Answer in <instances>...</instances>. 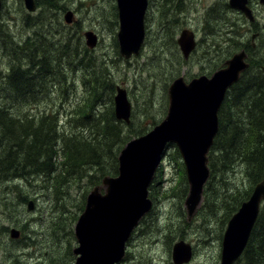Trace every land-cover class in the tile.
<instances>
[{"label":"rangeland","instance_id":"1","mask_svg":"<svg viewBox=\"0 0 264 264\" xmlns=\"http://www.w3.org/2000/svg\"><path fill=\"white\" fill-rule=\"evenodd\" d=\"M228 1L182 0L178 10L173 8L168 11L165 33L160 26V7L157 0H148L143 45L137 55H132L128 59L120 56L119 51L117 54L114 49L113 37H116L118 23L110 25L113 19L110 8L111 4H115V0H61L66 8L56 9L54 18L47 17L46 6L41 5L34 12H28L22 0H2L0 32L4 30L11 40L16 42L32 39L35 35L40 36L38 31L41 28L35 26L36 20L40 18L44 20L43 27L48 30L47 36H50L51 40L53 37L52 46L47 51V54H51L55 53L58 38L70 39V49L74 48L75 42L81 53V47L86 46L83 32L93 31L98 37V42L94 48L86 46L90 50L88 54L95 59L96 72L101 73L102 70L109 72L112 91L107 84L105 86L107 90H102V98L99 96L95 101L96 106L91 110L90 117L100 111L103 112L104 109L109 110L116 86H120L126 90L130 102L129 122L132 120L134 127L138 130L145 129V133L153 127L154 121L158 123L164 117L167 109V92L164 91L163 82L167 76H174L179 69L178 75L182 74L189 80L193 76L206 74L209 71L208 67L213 65L218 55L228 58L241 48H248L246 51H249V56L264 66V4L258 0L248 1L254 16V20L250 21L242 12L231 8ZM213 2L215 7H220V13L223 11V5H228V8L223 11L225 22L220 24V19H214L211 24L215 29L210 33L205 27L204 15ZM66 10H72L74 14V21L70 24L63 20ZM27 19L29 23L35 21L29 24ZM44 28L41 30H46ZM184 28L194 32L197 46L183 64H178L177 61L179 57L182 58V54L176 39ZM254 33H257V36L252 40ZM211 45L216 47L212 48ZM14 52L18 57H22L17 49H14ZM10 57L11 55L5 54L0 40V107H11L12 110H6L10 117L16 118L20 115L22 119H26L24 123L32 120L35 124L42 115H46L50 123L54 122L55 116L57 126L54 127V134L49 142L52 145L56 142V148L59 146V149L63 148V141L68 139L69 142L74 136L87 140L89 132L98 129L86 119L84 122L79 121L80 118L75 115L78 113L77 110L86 109L82 103L90 81L83 67H73L72 61L69 70L65 59L61 63L68 72L71 71L68 79L54 80V86H51L49 91L43 88L42 93L40 83L43 82H40L39 76H34L33 91L39 90V93L35 95V99L27 100L25 95L7 96L9 87L3 78L10 64ZM22 58L27 60L25 57ZM91 75L93 76L92 72ZM102 76L106 77L108 74L104 73ZM64 88L66 91L63 93ZM23 99L25 100L21 105ZM120 121L121 135L125 136L130 123ZM98 139L101 140L102 137ZM26 141L28 139H25ZM3 146L7 148L6 140L3 141ZM106 150L107 148L103 153H106ZM111 150L114 151L112 164H110L112 157L107 154L108 156L102 160V167L80 166L76 175L67 177L58 194L54 187L55 181L52 180L54 177L47 169L48 165L44 166L42 171H35L34 167L32 170L19 162V166H15V174L0 175L3 177L0 178V264H70L74 261L72 249L77 245L74 225L84 208L87 193L100 181L104 170L113 169L120 147L114 145ZM172 153L171 148L167 150L150 189L149 197L153 202L151 210L133 229L125 244V255L116 264H173L171 247L179 240L189 243L193 249L192 259L187 264L219 263L221 248L219 236L223 235L227 222L223 223L224 230L221 231L217 218L200 221L196 219L195 214L187 221L183 206L187 191L181 198L183 184L180 171L172 159ZM52 159L57 165L63 159L66 161L65 156ZM180 161L182 162L181 157ZM217 173L226 185V188L222 186L218 189L222 193H233V189L238 186L244 187L247 181L236 165ZM60 174L62 173H56L57 176ZM29 200L33 202L32 209H28ZM203 203L202 195L200 205ZM11 228L20 231L18 238L14 239L9 235ZM26 250L33 253L25 255Z\"/></svg>","mask_w":264,"mask_h":264},{"label":"trees","instance_id":"2","mask_svg":"<svg viewBox=\"0 0 264 264\" xmlns=\"http://www.w3.org/2000/svg\"><path fill=\"white\" fill-rule=\"evenodd\" d=\"M181 1L157 0L160 7V26L165 30V33L167 30L166 17H169L167 13L173 8L178 10ZM215 2L206 9L204 15L205 27L210 33L215 29L211 24L214 19H220V24L225 22L223 11L228 8V5H223V11L220 13V7L213 5ZM36 5L37 7L41 5L48 7L47 17L49 18H54L56 9L66 8L61 3V0H40L36 2ZM110 11L113 17L110 25H116L115 4H111ZM27 21L29 23L28 19ZM36 25L43 29L45 27L44 20L37 19ZM41 29L38 31L40 36L35 35L32 39L22 40L21 42L11 40L4 30L0 32V40L4 52L11 55L9 58L10 64L7 68L12 69V71L10 78L7 80V86L11 89L13 85L18 84V78L23 75L24 83L28 87V90L24 93L25 99L33 100L35 95L39 93V90L33 91L34 83H32V80L34 76H39L40 82H43L42 84L40 83V93H42L43 88L49 91L50 87L54 86V80L68 79L71 71L68 72L66 67H69L70 70V65H72L73 61V67L80 66L85 69L90 81V85L88 84L89 89H86L84 102L82 103V105L86 106V109L77 110L76 112L78 113L75 115L80 118L79 121L84 122L86 119L90 123L95 124L94 126L98 129L89 132L87 140L77 139L74 136L69 142L68 139L63 141V148L59 149V146L56 148V142L53 145L49 142V139L53 137L54 127L57 126L55 116L53 123L49 122L46 115L40 116V119L35 121V124L32 120H27V123H24L26 119H22V116L19 115V117L12 118L7 113V108L0 107V141H2V144H0V175L15 174V166H19V162L22 163V166H29V169L32 168L33 170L34 167L35 171H42L44 166L48 165L47 169L54 177L52 180L55 181L54 187L58 194L59 188L67 180V177L76 175L80 166L102 167V160L108 156L107 154L112 157L110 163L112 164L114 151L111 148L117 145L121 149L131 137L143 134L145 129H136L134 122L131 120L130 124L128 123L127 134L122 136L121 121L114 116L113 103L110 104L109 110L104 109L103 112L100 111L90 117L91 110L96 106L95 101L98 100L99 96L102 98V90L106 89L105 86L107 84L112 91L109 72L103 71L101 68V73L96 72L95 59L88 54L90 50L83 46L80 49V53L78 46H75V42L74 48L70 49V39L63 40V38H58L55 53L47 54V51L52 46L53 37L51 40V37L47 36L48 30L44 28L46 30L42 31ZM202 30L204 33V25ZM113 41L115 52L118 54L116 37H113ZM246 43L249 44V41ZM211 47L215 48L216 46L211 45ZM14 49H17L21 56L27 60L18 57ZM246 49L244 50L246 51ZM235 50L233 49V51ZM246 52L248 54V67L240 74L237 82L227 90L226 96L217 112L218 129L208 152L210 174L203 189L204 203L196 211V219L200 221L217 218L219 230L221 231L224 230L223 223L227 222L240 203L249 197L254 185L264 174V66L260 61L251 58L249 51ZM65 59L67 62L66 67L61 63ZM206 59L211 62L209 58ZM224 59H226L225 56L220 57L218 55L213 65L210 68L208 67L209 71L206 74L219 68ZM183 62L185 60L179 57L177 63L183 64ZM38 68H40V71ZM8 69L3 78L4 80L8 77ZM179 70L174 76L166 77L163 82L164 91L167 90L169 82L175 76H178ZM201 72L204 71L201 70ZM104 73H107L108 76H102ZM98 82L100 85H98ZM62 91L64 93L66 88ZM155 124L156 121L152 123V125ZM99 137H102V139L99 140ZM25 139H28V141L25 142ZM4 140L8 143L7 148L3 146ZM110 141L111 143L109 144ZM1 146L3 147L1 148ZM105 148H107V152L103 153ZM170 148L173 151L172 159L180 171V179L183 184L182 198L187 191L184 168L177 148L174 145L169 146ZM62 156L66 157V161L63 159L58 165L55 164L52 158L55 159ZM117 165L116 157L113 169L104 170L101 177L115 175L117 173ZM231 165H236L237 169L241 170L245 175L247 181H245L244 187L240 188L238 186L232 190L233 193L226 194V192L222 193L218 190L222 186L226 188V185L223 183L222 177L217 176V172L228 170ZM58 172L62 174L57 176L56 173ZM48 176L50 177L51 175ZM219 237L221 238V236ZM24 252L25 255L33 253L27 250ZM236 264H264V202L260 206L255 224Z\"/></svg>","mask_w":264,"mask_h":264},{"label":"water","instance_id":"3","mask_svg":"<svg viewBox=\"0 0 264 264\" xmlns=\"http://www.w3.org/2000/svg\"><path fill=\"white\" fill-rule=\"evenodd\" d=\"M28 11L36 9L35 0H22ZM264 4V0H258ZM119 54L128 59L137 55L145 37L144 19L147 0H115ZM230 7L254 20L248 0H229ZM1 7V0H0ZM63 19L73 20L67 10ZM87 47L94 48L97 35L83 33ZM254 37V36H253ZM183 57L188 58L195 48L194 34L183 29L177 38ZM247 54L242 49L226 60L209 76L199 75L186 81L182 75L174 78L167 88V110L160 122L146 133L129 140L120 150L118 173L105 176L86 196L85 205L74 225L77 245L70 264H116L124 257L125 244L140 219L150 210L152 202L148 187L152 182L168 144H174L184 164L188 185L183 201L187 221L195 215L202 198L203 187L209 177L207 154L218 129L217 112L228 88L237 82L248 67ZM130 102L126 90L116 87L114 115L129 122ZM103 189V192L100 189ZM264 202V174L253 187L249 197L228 219L221 238L218 264H235L241 255ZM32 209V201L28 202ZM20 231L11 228L9 235L18 238ZM189 243L179 240L171 250L174 264L190 261Z\"/></svg>","mask_w":264,"mask_h":264},{"label":"flooded vegetation","instance_id":"4","mask_svg":"<svg viewBox=\"0 0 264 264\" xmlns=\"http://www.w3.org/2000/svg\"><path fill=\"white\" fill-rule=\"evenodd\" d=\"M40 66V65H39ZM39 69V71H40V68H38ZM11 71H12V69H8V77H7V79H6V82H7V80L10 78V74H11ZM8 87V86H7ZM28 90V87L25 85V83H24V78H23V75H21L19 78H18V84H16V85H13L12 87H11V89L10 88H8V94H7V96H11L12 94H14L16 97H18V96H21V95H25L24 93L26 92ZM23 102H24V99L20 102L21 103V105L23 104ZM14 104V103H13ZM7 110H12V108L11 107H9V108H7Z\"/></svg>","mask_w":264,"mask_h":264},{"label":"bare ground","instance_id":"5","mask_svg":"<svg viewBox=\"0 0 264 264\" xmlns=\"http://www.w3.org/2000/svg\"><path fill=\"white\" fill-rule=\"evenodd\" d=\"M221 26V25H220ZM205 29V28H204ZM239 38V37H238ZM26 183V182H25ZM21 215V214H20ZM26 233V232H25ZM37 246V245H36Z\"/></svg>","mask_w":264,"mask_h":264}]
</instances>
